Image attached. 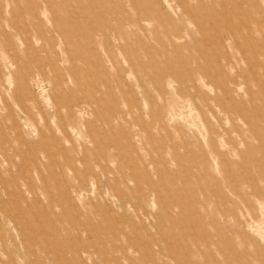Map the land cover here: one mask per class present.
Here are the masks:
<instances>
[{
    "label": "rangeland",
    "instance_id": "1",
    "mask_svg": "<svg viewBox=\"0 0 264 264\" xmlns=\"http://www.w3.org/2000/svg\"><path fill=\"white\" fill-rule=\"evenodd\" d=\"M0 264H264V0H0Z\"/></svg>",
    "mask_w": 264,
    "mask_h": 264
}]
</instances>
